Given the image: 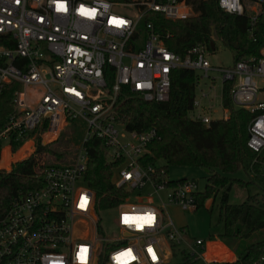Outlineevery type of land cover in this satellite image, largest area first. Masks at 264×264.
Listing matches in <instances>:
<instances>
[{
  "label": "built area",
  "instance_id": "built-area-1",
  "mask_svg": "<svg viewBox=\"0 0 264 264\" xmlns=\"http://www.w3.org/2000/svg\"><path fill=\"white\" fill-rule=\"evenodd\" d=\"M251 1L250 16L243 0H218V5L246 17L245 38L254 40L257 20L264 21V0ZM59 3L65 10L58 9ZM82 6L95 15L82 14ZM146 12L173 21L193 13L185 0H0V93L5 84L21 85L13 93L1 145L10 144L11 133L25 141L34 135H53L54 140L69 120L86 123L75 164L42 168V186L21 196L0 217V264H167L179 251L192 262H213L200 252L204 240L190 238L185 226L165 214L168 205L183 211L197 208V182L157 180V166L143 163L157 131L127 130L117 120V103L123 89L146 102L167 100L175 69L200 71L205 77L218 72L222 83L231 82L233 105L254 114L247 146L264 158V98L258 97L264 94V47L258 55L234 60L231 67H213L207 57L213 36L210 44H197L182 56L165 45L152 22L138 30ZM113 18L125 23L112 24ZM142 33L144 41L138 45ZM106 66L112 68L110 85ZM213 107L210 99L195 96L189 117L208 125ZM93 138L104 141L106 160L113 164L112 182L125 193L113 208V235L103 227L101 210L84 180L87 145ZM137 217L150 220L133 219ZM129 250L130 256L122 255ZM263 263L261 258L258 264Z\"/></svg>",
  "mask_w": 264,
  "mask_h": 264
},
{
  "label": "trees",
  "instance_id": "trees-1",
  "mask_svg": "<svg viewBox=\"0 0 264 264\" xmlns=\"http://www.w3.org/2000/svg\"><path fill=\"white\" fill-rule=\"evenodd\" d=\"M185 1L191 6L193 15L173 21L159 13L146 12L142 18V28L146 22H152L165 45L182 56L197 44H210L213 35L232 52L234 60L258 55L264 47L262 18L255 24L253 40L245 38L246 17L226 13L219 7L218 0ZM111 70L110 66L105 67V71H110L109 85L112 83ZM197 80L194 70H173L168 99L161 102H146L123 89L117 103V120L127 130L145 131L154 128L157 131L159 137L148 145L143 159L144 164L156 165L159 160L166 163L156 165L157 180L167 177L168 166L197 167L206 171V184L196 194L197 203L203 206L211 198L214 203L217 194H221L217 206V224L222 225V231L217 239L235 254L233 261L214 264H258L261 258L264 259V173L261 170L264 158L257 156L247 146L248 126L254 114L233 105L231 82L226 81L222 91V106L228 112L227 118L213 119L208 125L191 119L189 112L195 98ZM20 89L19 83L11 82L5 84L0 93V132L13 110V93ZM24 141L16 139V134L11 133L9 143L12 151L21 147ZM59 141L66 146L71 142V137L59 139L54 144H42L40 136H36L30 155L12 163L10 170L0 169V217L21 196L42 186L39 176L42 168L60 165L50 163L47 159L48 156L56 162L64 159L66 151L59 150V145H56ZM25 144L24 151L31 143ZM87 149L84 180L94 193L96 207L98 210L114 208L125 193L112 182L113 164L106 160L107 147L103 140L93 138L88 142ZM23 156L17 153L14 158ZM11 159L8 148L2 149L0 167H7ZM240 170L245 174V179L232 176ZM234 185L243 187L246 193V197L238 203L229 200ZM252 188L255 192L250 191ZM179 253L183 259L174 264L192 263L183 251ZM228 259L220 256V260Z\"/></svg>",
  "mask_w": 264,
  "mask_h": 264
},
{
  "label": "rangeland",
  "instance_id": "rangeland-1",
  "mask_svg": "<svg viewBox=\"0 0 264 264\" xmlns=\"http://www.w3.org/2000/svg\"><path fill=\"white\" fill-rule=\"evenodd\" d=\"M244 6L246 8V15L250 16L254 14L253 11L250 10V6L255 5L251 0H243ZM193 15V13H192ZM142 22L140 21L138 25V30L143 32L144 27L142 28ZM142 28V29H140ZM214 37V49L210 50L207 54L208 60L213 67H231L234 63V57L232 52L227 49L220 39L213 35ZM144 41V33L141 34V37L136 40V44L142 45ZM196 75L198 77L196 88H195V96L197 99L209 100L214 104L212 112H210V116L213 119L223 118L224 115H228V112L221 106V95L223 91L224 83L220 78V73L209 71L208 76H203V73L200 71H196ZM262 83L259 82V85ZM201 92L207 93V97H202ZM214 96H216L214 98ZM202 97V98H201ZM259 98H264V94L258 96ZM86 132V123L81 119L69 120L66 127H64L57 139L52 140L53 135H49L47 137H40L42 144H54L59 139L64 140L71 137V142L65 146V143L59 141L56 145H59V150L66 151V155L61 162H56L53 158L47 157L48 162L50 163H59L60 165H74L76 162V158L79 152V146L83 139V136ZM36 140V135L29 138L28 141H25L21 147H19L16 151H12L11 145L8 144L7 141H4L0 148V161H1V152L2 149L6 150L8 148L10 157L12 158L8 163L7 167H0V169L10 170L11 164L20 161L30 155L34 149ZM30 142L31 144L26 147L25 151L23 150L25 143ZM18 153V155H24L22 158H14V156ZM166 164L163 160H159L157 162V166ZM117 172L114 171V178L117 176ZM234 177L246 178L245 174L242 170L232 174ZM167 177L171 180H177L181 178H191L194 179L197 184L199 190H203L206 184V171L197 168V167H175L168 166L167 169ZM251 192H255V189L252 188ZM220 193L214 199V203H212V198L207 199L203 206L197 204V208L183 211L177 206L168 205L166 207V212L174 222L178 226H185L187 229L188 236L190 238H200L204 240L205 250L200 249V252L203 253L206 259L210 258V250L212 245H217V248L213 250L214 253H217V257L210 264H214V262H223V261H231L232 253L225 248L227 246L223 241L218 238V235L222 231V225L217 224V215H218V203L220 200ZM230 201L232 203H238L242 200V198L246 197V193L243 187L234 185L231 193H230ZM115 215V210L113 208L103 209L99 212V216L102 217L103 227L113 235L116 233V226L113 222V216ZM212 235L213 238L210 237ZM216 240L221 241L223 244L217 242ZM213 241V242H210ZM225 245V246H224ZM228 248V246H227ZM199 249V248H197ZM230 249V248H229ZM232 252L233 250L230 249ZM212 251V250H211ZM234 253V252H233ZM230 258L228 260H220V256ZM183 257L178 253L175 256H171L168 260L169 264H174L180 262ZM191 264H205L203 260L198 262H192Z\"/></svg>",
  "mask_w": 264,
  "mask_h": 264
},
{
  "label": "snow or ice",
  "instance_id": "snow-or-ice-1",
  "mask_svg": "<svg viewBox=\"0 0 264 264\" xmlns=\"http://www.w3.org/2000/svg\"><path fill=\"white\" fill-rule=\"evenodd\" d=\"M17 2H19V0H17ZM58 9L60 10H65V5L63 3H59L58 4ZM81 13L84 14V15H88V16H94L95 15V10H87L85 8H83V6L81 7L80 9ZM110 23L112 24H115V25H122L125 23V21H122V20H119V19H116V18H113ZM128 218H126L127 220ZM133 219H149L150 220V217L148 218H144V217H137V218H133ZM86 250H82V254H81V258L83 259V252H85ZM122 255H127V256H130L131 255V251L129 250L127 253H123Z\"/></svg>",
  "mask_w": 264,
  "mask_h": 264
},
{
  "label": "bare ground",
  "instance_id": "bare-ground-1",
  "mask_svg": "<svg viewBox=\"0 0 264 264\" xmlns=\"http://www.w3.org/2000/svg\"><path fill=\"white\" fill-rule=\"evenodd\" d=\"M48 138V137H47ZM215 248H217V245H212L211 250H210V258L208 260H215V258L217 257V253H214L213 250H215Z\"/></svg>",
  "mask_w": 264,
  "mask_h": 264
},
{
  "label": "crops",
  "instance_id": "crops-1",
  "mask_svg": "<svg viewBox=\"0 0 264 264\" xmlns=\"http://www.w3.org/2000/svg\"><path fill=\"white\" fill-rule=\"evenodd\" d=\"M226 110V109H225ZM227 111V110H226ZM217 242H219V243H221V244H223L221 241H219V240H216ZM210 242H213V241H210ZM225 246V245H224ZM225 248L227 249V250H229L231 253H232V260L231 261H233V260H235V254L229 249V248H227V246H225Z\"/></svg>",
  "mask_w": 264,
  "mask_h": 264
},
{
  "label": "water",
  "instance_id": "water-1",
  "mask_svg": "<svg viewBox=\"0 0 264 264\" xmlns=\"http://www.w3.org/2000/svg\"><path fill=\"white\" fill-rule=\"evenodd\" d=\"M213 47H214V46H213V43H212V44H211V49H213Z\"/></svg>",
  "mask_w": 264,
  "mask_h": 264
}]
</instances>
